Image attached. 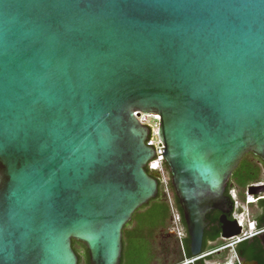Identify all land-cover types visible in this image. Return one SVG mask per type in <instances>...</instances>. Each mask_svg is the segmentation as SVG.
<instances>
[{"label": "water", "instance_id": "95a60500", "mask_svg": "<svg viewBox=\"0 0 264 264\" xmlns=\"http://www.w3.org/2000/svg\"><path fill=\"white\" fill-rule=\"evenodd\" d=\"M135 112L161 117L192 256L213 210L240 236L225 191L264 160V0H0V264H78L73 239L121 263L160 189Z\"/></svg>", "mask_w": 264, "mask_h": 264}, {"label": "trees", "instance_id": "16d2710c", "mask_svg": "<svg viewBox=\"0 0 264 264\" xmlns=\"http://www.w3.org/2000/svg\"><path fill=\"white\" fill-rule=\"evenodd\" d=\"M247 154L241 160L239 166L233 172V179L238 183L242 192L239 195V200L244 202L246 200V191L251 183H257L263 178L261 176L262 169L260 165L253 161ZM170 175V186L174 195V204L181 216L182 225L187 233L186 221L184 219V212L181 207L180 201L176 195L175 188L172 184V175L169 166L166 164ZM228 198L232 205L235 204L233 196L229 193ZM264 200V199H262ZM254 203L249 204L250 207ZM248 205V206H249ZM253 208V207H252ZM210 219V225L205 229V235L203 240V250L201 255L203 257L208 256L215 249L225 246L226 242L220 241L219 243L211 244L212 240H215L222 234L221 225L219 222L218 215H208ZM131 226V227H130ZM172 211L169 202L162 194L160 187L157 197L150 200L149 203L139 208L133 215V219L124 228V264H152L156 257L162 253V243L160 235L166 232H172ZM183 249L180 244V240L176 238L174 242H171V246L168 250L172 264L182 261L183 254L187 259L194 258L191 254L190 248V237L187 234L185 239L182 241ZM227 245V244H226ZM235 250L237 254L244 259H259L260 264H264V256L262 253V245L257 238L244 239L235 244ZM227 251L222 253L220 256H227ZM217 257V255H215ZM203 257L199 258L202 259ZM197 259V260H199ZM196 260V261H197ZM188 264H194L190 262ZM201 264H205L202 262ZM234 264H239L235 262Z\"/></svg>", "mask_w": 264, "mask_h": 264}, {"label": "flooded vegetation", "instance_id": "af4514ba", "mask_svg": "<svg viewBox=\"0 0 264 264\" xmlns=\"http://www.w3.org/2000/svg\"><path fill=\"white\" fill-rule=\"evenodd\" d=\"M248 154V153H247ZM246 154V155H247ZM252 154L250 155V158L253 159V161H255L257 164L260 165V168L262 169V180L257 182V183H251L249 184L247 191H246V196L249 193V187L250 186H264V160H262L261 158L255 156L253 153H249ZM233 175V174H232ZM263 182V184H258ZM258 184V185H256ZM241 188L239 187L238 183L233 179V177H231L228 186L226 188L225 194L227 196H229L228 194L230 193L232 196L233 194H236L237 197H239V195H241ZM251 194V193H250ZM241 201V200H240ZM242 203V202H241ZM232 203H230L231 205ZM254 210H250L251 208H249V206L247 205L246 209H243V206L241 205L240 207H237L235 204L233 205V209L230 210V212L228 213V218L230 219H237L239 221H241L242 225L244 226V231H246L248 234H250V226L249 224L251 222H253V226L255 228V230H253L252 233H254L253 235H248L246 238L244 239H253V238H257L261 245H262V255L264 256V244L261 241L260 236L264 235V200H259L258 202L254 203ZM209 215L211 216H216L218 215V218L220 219V216L222 215V212L219 210H213ZM133 219V218H132ZM211 222V221H210ZM220 222V220H219ZM210 225V224H209ZM208 225V226H209ZM221 225V223H220ZM207 226V227H208ZM126 227V226H125ZM124 227V228H125ZM131 227V226H130ZM181 228H182V232H183V238L180 239V244L181 247L183 249V239H185L186 235L188 234V230L187 233L182 225V220H181ZM172 232H166V233H162L160 235L163 236V238H166L165 235H171ZM205 235V233H204ZM124 229H123V249H122V256H121V263L120 264H124ZM243 239V240H244ZM204 240V239H203ZM220 241L222 242H226V244H230L232 241L229 238H225L223 237V235L221 234V236H219L218 238H216L215 240H212L210 243L214 244V243H219ZM162 243V241H161ZM225 244V245H226ZM170 245V243H169ZM203 246L202 245V250H203ZM72 247L75 251V253L78 256V264H90V251H89V246L86 242L81 241V240H76L73 239L72 240ZM162 254L164 253V255L160 254L156 257V260L153 261L152 264H172V260H171V256L168 252L169 247L164 246V242L162 243ZM227 251V256L225 257H221L220 255L224 252ZM217 255V257L215 256ZM185 257V252L183 254V259L182 261L175 263V264H188L190 263L187 258ZM202 262H204L205 264H234L235 262H238L239 264H260V260L259 259H244L242 257H240L236 250H235V245L233 247H229L226 249H215L213 250V252L211 254H209L206 257H203L202 259H199L197 261H194V264H201Z\"/></svg>", "mask_w": 264, "mask_h": 264}, {"label": "built area", "instance_id": "2783aa9c", "mask_svg": "<svg viewBox=\"0 0 264 264\" xmlns=\"http://www.w3.org/2000/svg\"><path fill=\"white\" fill-rule=\"evenodd\" d=\"M135 115L138 117V119L140 120V122L142 124L147 125L150 129V133H149V136H148L146 143H147V145L152 146L155 149L156 154L153 157V159H151L148 162L147 168L151 173L155 174L158 177L160 187L162 189V194L171 206L172 222H173L174 229L178 230L179 238L182 239L183 238V232H182V228H181V216H180L179 212L177 211L175 204H174V195H173V191H172L171 186H170V175H169L168 169L166 167L167 163L165 160V154L163 152V148H165V146L163 144V141H162V139L160 137V133H159L161 117L159 114H155V113L145 114L142 112H140V113L135 112ZM258 184H263V182L258 183ZM258 184H256V185H258ZM233 198L235 200V205L237 207H240L242 205V203L236 194H233ZM262 199H264V191L260 192L259 194L248 193L246 196L245 203L247 205H249L251 203H256ZM252 224H254V223L251 222L249 224L250 229H251L250 234H248L246 231H244L240 236H236L235 238H232L231 239L232 242L230 244H227V245L221 247L220 249H226L229 247H233L236 243L242 241L248 235H253L254 233H252V232H253V230H255V228H254V226H252ZM176 230H174V231H176ZM205 255H200L198 257H194L188 261L194 262L197 259H199Z\"/></svg>", "mask_w": 264, "mask_h": 264}, {"label": "rangeland", "instance_id": "374dc122", "mask_svg": "<svg viewBox=\"0 0 264 264\" xmlns=\"http://www.w3.org/2000/svg\"><path fill=\"white\" fill-rule=\"evenodd\" d=\"M242 206H243V209L247 208V204L245 203V201L242 202ZM251 206L254 207V204L251 205ZM252 207H250V205H249V208H251L250 209L251 211L254 210V208H252ZM174 230H176V229H174V226H173V230L172 231H174ZM178 234H179V232H178V230H176V231H174V234H171L170 236L169 235H165L166 238H163V236H161L160 240L162 241V243L164 242V246L169 247V246H171V242H174V240L176 238H178L180 240ZM169 243H170V245H169ZM162 255H164V253Z\"/></svg>", "mask_w": 264, "mask_h": 264}, {"label": "bare ground", "instance_id": "6f19581e", "mask_svg": "<svg viewBox=\"0 0 264 264\" xmlns=\"http://www.w3.org/2000/svg\"><path fill=\"white\" fill-rule=\"evenodd\" d=\"M252 226H253V224H252Z\"/></svg>", "mask_w": 264, "mask_h": 264}]
</instances>
